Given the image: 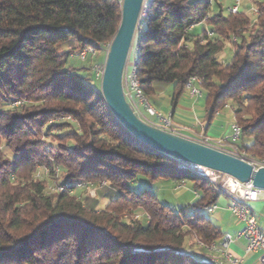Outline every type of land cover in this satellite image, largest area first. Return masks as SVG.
Wrapping results in <instances>:
<instances>
[{"label": "trees", "instance_id": "16d2710c", "mask_svg": "<svg viewBox=\"0 0 264 264\" xmlns=\"http://www.w3.org/2000/svg\"><path fill=\"white\" fill-rule=\"evenodd\" d=\"M216 4L217 13L212 0H147L137 74L156 107L168 87L175 107L200 77L209 122L231 103L239 149L264 161V0L255 20ZM121 9L120 0H0V264H209L205 245L223 236L205 215L223 193L135 138L109 109L101 76L74 62L75 50H107ZM202 23L210 27L196 33ZM226 42L233 55L223 62ZM54 180L91 182L96 195L51 193ZM147 180L189 181L196 200L176 210Z\"/></svg>", "mask_w": 264, "mask_h": 264}, {"label": "built area", "instance_id": "2783aa9c", "mask_svg": "<svg viewBox=\"0 0 264 264\" xmlns=\"http://www.w3.org/2000/svg\"><path fill=\"white\" fill-rule=\"evenodd\" d=\"M241 7V0H233V4L228 8V11L229 13H239L242 12ZM147 12V0H145L136 29L134 42L124 71V93L136 115L150 125L183 136H187L188 134L189 138L197 142L248 161L255 169L264 167V161L250 159L245 152L239 149L238 142L242 137V127L236 122L231 125V132L228 135L224 138L214 139L213 137L208 136L203 129L199 132H195L185 126L177 124L173 120L172 114H166L159 110L145 94L137 74L136 57L138 51L137 39L140 35L142 20L147 16ZM255 13H257L256 9ZM96 50L97 49L93 46H90L83 50H78L75 53L81 60H86L88 55H94L97 52ZM99 69L101 70L100 72L102 76L104 66H101L98 70ZM202 81L203 80L198 76H192L189 78L186 88L189 91L191 98L197 100L203 96L201 87ZM178 163L181 167L207 179L215 186L217 192L227 194L230 198V211L233 216L244 224L243 228L237 234L225 233L218 241L205 245L206 249L209 251V264H240L242 258L235 256L231 251V245L239 238L246 240L248 252H260L259 262L260 264H264V233L261 231L257 218L251 208V203L258 200L261 189L255 187L251 182L243 183L231 175L214 169L184 161H178ZM46 173H48V170ZM58 173L59 169H57V174ZM38 176H40V174H38ZM183 185H185L184 182H182L179 188ZM92 187L95 188L94 184L91 182H79L70 188L68 183L54 180L48 184L47 190L51 193L64 191L76 193L77 190ZM216 208V205H211L205 209L208 213H212ZM199 244L203 245L200 242Z\"/></svg>", "mask_w": 264, "mask_h": 264}, {"label": "water", "instance_id": "95a60500", "mask_svg": "<svg viewBox=\"0 0 264 264\" xmlns=\"http://www.w3.org/2000/svg\"><path fill=\"white\" fill-rule=\"evenodd\" d=\"M145 0H120L121 22L109 43L101 76V93L116 119L139 141L177 161L231 175L264 190V167L148 124L136 115L124 93V71Z\"/></svg>", "mask_w": 264, "mask_h": 264}, {"label": "crops", "instance_id": "0c3cea01", "mask_svg": "<svg viewBox=\"0 0 264 264\" xmlns=\"http://www.w3.org/2000/svg\"><path fill=\"white\" fill-rule=\"evenodd\" d=\"M171 94L172 87H168L164 92L158 94V98H162L161 106H157L159 110H162L166 114H172L173 120L181 126H185L193 131H201L202 127H204V130L208 136L216 138V133H211V126L215 122L216 115L221 114V112H217L213 120L209 122L206 105L202 104L201 102V100L204 98V95L196 100L191 98L189 91L186 90L185 94H183V96L179 99L178 104L175 107H172L170 102ZM233 120L235 122L234 116ZM229 133L227 132V135ZM184 183L185 185L180 188L172 184L176 197H189L187 193L189 190H191V188H188V184L186 182ZM229 204V200L223 201L219 205L216 204L217 208L214 212H212V214H215L216 218V223H214L220 227L223 234H237L243 228L244 224L235 216H233L229 209ZM251 208L257 218L261 231L264 233V190H261L258 200L251 203ZM231 251L235 256L242 258V262L240 264H260V252H248L247 242L243 238L237 239L231 245Z\"/></svg>", "mask_w": 264, "mask_h": 264}, {"label": "rangeland", "instance_id": "374dc122", "mask_svg": "<svg viewBox=\"0 0 264 264\" xmlns=\"http://www.w3.org/2000/svg\"><path fill=\"white\" fill-rule=\"evenodd\" d=\"M197 1H206V0H197ZM212 1L214 3V12L215 13H217V11L219 10V6L216 4L217 2H219V3H222V5H223V13L225 15L229 14L228 8H230L231 5L233 4V0H212ZM261 1L262 0H241L242 12L246 13L252 20H255L256 19V13H255L256 5H257V2H261ZM208 27H210V26L207 25L206 23L198 24L195 27V31H196V33H202L203 30L207 29ZM107 50H108V47H107ZM107 50L97 49L96 50L97 52L92 56L88 55L86 60H81V59L77 58L76 53H73L76 56L74 58L75 59L74 62L79 67H85L86 68L84 71L81 72V74L89 75V76L92 74L93 77H95V76L97 77V75L101 76V72H100L101 70L100 69L98 70V68H100L101 66H104V64L102 65L100 63V58L103 56L106 57ZM75 51H77V50H75ZM232 55H233L232 45L230 42H226L225 48L219 54V57L224 62V60L230 61L232 59ZM72 62H73V60H72ZM201 102H202V104H205V99L203 98L201 100ZM231 107H232V105H231V103H229L226 107H224L220 111L221 114L216 115L215 122L211 126V130H212L211 133H213V134L216 133V138H214V139L224 138L227 135V132L228 133L231 132V125L234 123L233 111H232ZM55 122H60V123L70 122L74 125H77V122L73 117H61L59 119H56ZM202 129L204 130V127H202ZM66 130H71V127H66L65 129H61V130H54L53 133L54 132L55 133H63ZM195 132H199V131H195ZM204 132H205V130H204ZM186 137H188V134ZM54 139L55 138L52 135L47 137V141L54 142L56 144L57 141H55ZM60 174H61V172H60ZM151 183L154 186V190L157 192L158 197L163 202L171 204L174 207V209H176V210H178L180 207L187 205L189 203L192 204L196 200L197 196H196L194 190H192V189L189 190L187 193L189 197L185 196L183 198H179V197H176V195L174 194V189H173L172 183H170L168 181H153V182H151V181L147 180L145 185H150ZM139 184H140V186H142L143 181H141ZM187 184H188V188H191V185H190L191 183L189 181H187ZM81 191H82L81 193L87 192L91 196L96 195V188H93V187L88 188V189L85 188V189H82ZM226 200L230 201V198H228V196L225 193L221 194L219 199H218L217 205H219L221 202L226 201ZM106 203H107V201L103 200L101 204H102V206H104V204H106ZM192 212H193V210H191V209L187 211L188 214H192ZM137 214L138 215H135L134 218H140L141 217V214H139V212ZM205 215L211 221L216 223L215 214L206 213ZM223 231H225V230H223Z\"/></svg>", "mask_w": 264, "mask_h": 264}]
</instances>
